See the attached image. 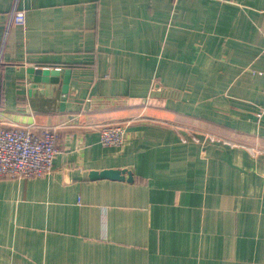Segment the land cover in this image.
Here are the masks:
<instances>
[{
    "label": "crops",
    "instance_id": "0c3cea01",
    "mask_svg": "<svg viewBox=\"0 0 264 264\" xmlns=\"http://www.w3.org/2000/svg\"><path fill=\"white\" fill-rule=\"evenodd\" d=\"M26 125L57 153L0 179V264H264V0H0V128Z\"/></svg>",
    "mask_w": 264,
    "mask_h": 264
},
{
    "label": "built area",
    "instance_id": "2783aa9c",
    "mask_svg": "<svg viewBox=\"0 0 264 264\" xmlns=\"http://www.w3.org/2000/svg\"><path fill=\"white\" fill-rule=\"evenodd\" d=\"M24 13L13 9L10 22L22 24ZM128 121H113L100 127L99 141L105 147L121 146ZM57 135L51 128L34 126L0 128V179L42 177L50 174Z\"/></svg>",
    "mask_w": 264,
    "mask_h": 264
},
{
    "label": "water",
    "instance_id": "95a60500",
    "mask_svg": "<svg viewBox=\"0 0 264 264\" xmlns=\"http://www.w3.org/2000/svg\"><path fill=\"white\" fill-rule=\"evenodd\" d=\"M66 73V72H65ZM27 74L30 78L35 76L36 81L47 82V81H56V79H49L50 76H57L58 71H49L48 69H29ZM68 74V73H66ZM38 78V79H37ZM65 84L67 83V76L65 77ZM125 175H127L126 180L131 181L132 177L127 170H117V169H107L102 171H91L89 173V179H111V180H124Z\"/></svg>",
    "mask_w": 264,
    "mask_h": 264
}]
</instances>
